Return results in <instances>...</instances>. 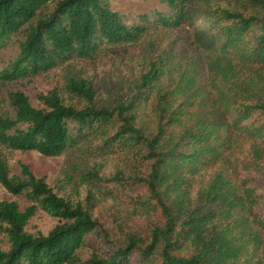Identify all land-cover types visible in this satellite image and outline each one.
<instances>
[{"label": "trees", "instance_id": "16d2710c", "mask_svg": "<svg viewBox=\"0 0 264 264\" xmlns=\"http://www.w3.org/2000/svg\"><path fill=\"white\" fill-rule=\"evenodd\" d=\"M155 1L129 18L105 0H0V58L15 48L2 88L184 26L197 54L158 55L111 102L99 104L93 82L74 73L63 89L76 103L58 88L40 94L43 108L21 90L0 96V145L68 156L60 181L74 193L25 164L11 176L0 158V184L33 202L22 211L0 199V264H264V0ZM232 132L253 141L239 182L202 177L228 159ZM109 199L129 203L128 218L146 229L129 225L105 255L83 259L103 232L94 209ZM38 209L59 221L46 235L26 229Z\"/></svg>", "mask_w": 264, "mask_h": 264}, {"label": "rangeland", "instance_id": "374dc122", "mask_svg": "<svg viewBox=\"0 0 264 264\" xmlns=\"http://www.w3.org/2000/svg\"><path fill=\"white\" fill-rule=\"evenodd\" d=\"M105 1L109 3L112 9L123 13L129 18L137 12L149 11L153 7H160L155 0ZM193 34L194 31L190 26H184L169 32L159 31L149 38L150 44L145 42L118 47L102 52L93 59H76L68 65L56 68L33 79L8 84L3 88L0 87V96L6 98L9 90H21L30 98L31 103L35 107L43 108L44 105L39 98L40 94H47L52 89L58 88L62 91L67 101L76 103L78 99H71L63 89L68 73H74L93 82L98 93L97 102L99 104L111 102L114 96L120 94L123 89H127L129 85L134 83L147 63L156 59L158 55L172 56L181 63L188 59H195L197 54L194 51L196 47L192 43ZM14 50L15 48L12 46L3 52L0 58V68L7 62ZM212 90L209 91L207 97L209 105L214 102L216 91ZM201 108L209 109L208 106ZM152 109L153 105L151 103L148 109L150 115H153ZM215 114L216 110L214 111L213 108V111H210V115L213 117ZM232 138L234 141L231 150L227 153L228 159L214 162L211 167L203 170L202 177L209 178L214 172H221L234 184L239 182L243 169V160L249 158L253 141L235 132H232ZM262 149H264V146H262ZM0 158L5 161L11 176L18 175L21 164H25L29 166L37 177L45 178L46 182L55 191L60 194L71 192L69 189L67 191L62 190L63 187L60 181L63 178V172L69 168L70 164V158L66 155L45 157L37 151L22 152L0 145ZM122 162L121 164H123ZM130 163L131 161L127 160L124 164L125 168H131L132 163ZM115 167L116 159L107 166L104 174L109 175ZM142 170L145 171V167H142ZM257 179H259V174ZM138 191H142V188H138ZM0 199L17 201L22 211L33 204L24 195H15L1 184ZM130 210L127 202H116L111 199L98 202L93 214L99 220L101 231L103 232L101 236H95L90 239L89 244L82 249L81 257L83 259L87 258L94 251L105 255L109 249L114 248L117 242L122 239L123 232L128 229L129 225L131 228L146 229L145 219L128 218ZM58 222L57 218L51 217L43 210L38 209L36 214L30 219L26 229L33 234L41 232L46 235ZM120 228H122L121 231ZM0 246L4 249L7 248L6 239L2 234H0Z\"/></svg>", "mask_w": 264, "mask_h": 264}]
</instances>
